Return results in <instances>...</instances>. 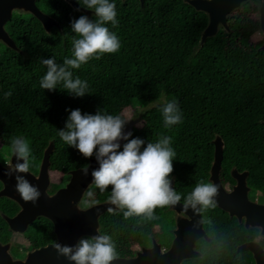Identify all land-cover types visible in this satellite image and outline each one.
I'll return each mask as SVG.
<instances>
[{"label": "trees", "instance_id": "trees-1", "mask_svg": "<svg viewBox=\"0 0 264 264\" xmlns=\"http://www.w3.org/2000/svg\"><path fill=\"white\" fill-rule=\"evenodd\" d=\"M111 2L116 4L118 24L105 26L119 37L121 47L117 53L72 70L74 78L88 84L83 97L69 94L62 84L54 91L40 88L47 71L41 60L55 57L62 64L65 57H72L75 34L70 25L85 15L83 12L64 0H35L58 27L52 25L46 31L32 14L22 12L6 21L4 28L16 49L0 42V160H4L13 137L23 138L31 149L30 171L35 173L42 151L52 139L49 170L63 177L48 189L52 192L66 182L69 170L85 166L89 159L57 134L65 127L70 110L91 114L100 110L124 118L122 111L130 107L139 109L142 122L131 128L130 139L139 137L146 146L164 136L172 138L176 153L172 186L182 198L196 183L207 182L215 134L224 144L219 175L231 182V167L246 170L249 190L264 192V50L258 48L261 42L250 40L259 29L253 15L257 0L241 3L226 16L229 30L220 28L201 44L206 15L182 0ZM88 17L96 19L93 10ZM172 99L178 102L182 123L165 128L161 107ZM89 191L94 193V201L109 199L111 193L110 188L101 192L94 184ZM165 207H157L151 219H125L119 210L114 214L105 211L98 217L99 232L111 235L117 253L122 254L125 245L139 241L160 221ZM16 209L12 200L0 196V242H7L13 234L1 214L12 216ZM223 215L216 206L206 208L211 240L202 248V261L253 264L249 252H235L233 245L257 237V229H245L233 220V230L224 236L221 224L232 220ZM22 237L34 248L55 240L51 222L42 216L27 225Z\"/></svg>", "mask_w": 264, "mask_h": 264}, {"label": "clouds", "instance_id": "clouds-1", "mask_svg": "<svg viewBox=\"0 0 264 264\" xmlns=\"http://www.w3.org/2000/svg\"><path fill=\"white\" fill-rule=\"evenodd\" d=\"M86 9L93 10L96 19L81 15L71 21L72 57H65L63 63H57L55 57L42 59L47 71L40 80V88L49 91L62 84L69 94L83 97L88 93V84L78 76L73 77V69H79L92 59L105 54H114L120 50L119 37L105 25L116 26L117 9L111 0H77ZM11 92L6 96H10ZM164 127L182 123V113L176 99L164 103L161 107ZM131 119L120 115L104 114L98 110L95 114L82 113L80 109L70 110L65 127L58 129L60 139L85 158L95 157L99 167L91 171L92 183L101 192L111 189L109 213L116 210L128 219L133 216L153 218L157 207L175 205L181 200V194L172 186L171 173L176 153L171 147L170 136L161 137L157 142H147L139 137L131 138V132H125V126ZM126 141L122 150L120 141ZM12 160L6 161L9 177L15 174V190L25 202L33 204L41 193L24 175L29 173L31 149L28 142L20 137L11 139ZM15 157V163H13ZM23 161V162H21ZM89 174L88 167L81 169ZM217 186L201 180L184 197L185 207L196 209L214 207L213 197ZM92 191L87 192L89 198ZM58 254L75 264H110L118 255L111 235L103 234L90 238H81L74 246L62 245L58 241L52 245Z\"/></svg>", "mask_w": 264, "mask_h": 264}, {"label": "water", "instance_id": "water-1", "mask_svg": "<svg viewBox=\"0 0 264 264\" xmlns=\"http://www.w3.org/2000/svg\"><path fill=\"white\" fill-rule=\"evenodd\" d=\"M72 8L83 12L89 16L92 10L80 7L75 0H64ZM142 2V0H139ZM197 11H201L206 15V24L201 30L199 43L214 35L220 28L229 30L227 27L226 16L240 6L245 0H182ZM258 25L263 33V42L258 47L264 50V0H258ZM13 9L18 12L32 14L44 30L48 31L52 25L58 27L57 22L53 17L42 12L36 5L35 0H0V42L9 48L16 49L13 40L8 35L4 28L6 21L11 17ZM140 118V114L138 115ZM134 119H131L125 126V132H130L134 125ZM123 140L120 141L122 144ZM213 145L212 159L208 168L207 181L213 182L217 186V193L213 197L215 206L228 215L237 217L238 221L243 218L245 227H257L258 233L264 235V203H257L247 199L246 185L247 171H238L235 167H231L229 175L234 179L231 189L224 190L220 178L218 176L221 168L220 161L222 157L223 141L219 135L215 134L211 139ZM53 150V140L50 139L44 147L39 161L36 173L29 170V173H20L30 181L34 186L38 187L41 195L35 204L25 202L20 194L15 190V174L9 177L5 173L7 168L0 166V196H4L12 200L18 206V210L12 215L7 216L1 214V217L7 223L8 229L11 232L23 233L27 225L36 217L42 216L48 219L52 224V231L55 235L54 242L47 243L37 248L26 252L23 259L10 261L4 248H7L9 241L0 243V264H75L66 257L58 254L52 246L55 242L62 245L74 246L83 236L94 237L103 235L99 232L98 217L103 212L108 211L109 207H114L110 204L109 199L97 201L86 208L80 209L77 202L80 200L84 190L92 182L91 171L99 167L95 157L88 159V162L83 167H78L69 170L66 182L56 188L52 192H48L49 184V154ZM12 160V152L9 161ZM13 157V163H15ZM23 162V161H21ZM88 167L89 174L85 176L81 169ZM172 184H173V177ZM199 204L194 209L195 229L194 239L205 236L201 227V215L199 212ZM169 207H176L169 205ZM183 209L185 204L180 205ZM191 207V206H188ZM175 248V246L172 244ZM238 250H248L253 258V264H264V246L254 242L247 241L240 244ZM174 249L168 251L173 252ZM195 253V256H199ZM132 259H124L115 257L110 264H130ZM136 260V259H134Z\"/></svg>", "mask_w": 264, "mask_h": 264}, {"label": "flooded vegetation", "instance_id": "flooded-vegetation-1", "mask_svg": "<svg viewBox=\"0 0 264 264\" xmlns=\"http://www.w3.org/2000/svg\"><path fill=\"white\" fill-rule=\"evenodd\" d=\"M219 173L218 176L220 178L224 190H230L232 184L234 183V179L229 175L231 179L230 182L224 177H221ZM254 192L256 191H247L248 200L252 201L253 199H255L252 196ZM260 194L264 195V192H260ZM256 201L258 202L259 200L256 199ZM183 204L184 198H181V200L177 204H175L176 207L166 206L164 208V213L162 214L160 221L152 224L146 235L141 237L139 241H133L125 245V248L121 250L122 254H118L116 257L132 259L130 261V264H206L204 263V261H202V248L211 240V235L209 231V228H211V226L208 220L205 218L206 208H203L201 205L199 206V212L201 215V227L205 236H201L195 240L194 209L192 207H187L183 209L182 207H180V205ZM221 211L224 213V217L227 216L228 220H232L228 221V223L230 224L226 225L225 223V226L223 225V223L221 224V227L223 228L221 233L224 236L228 235L229 233H231V230H233V220L245 229H257V237L255 236L253 238H247L245 240L238 241L233 245V250L235 252H249L248 250H238L237 248L240 244L247 241H254L260 244L259 240L264 239L260 238V234L258 233L257 227H245L243 224V218L238 221L237 217H230L227 212L223 210ZM220 218L223 219V217ZM11 238L12 235L9 236L8 241H10ZM0 243L3 244L6 242ZM172 244L175 246V248L172 246ZM27 246L29 248L25 249L24 252L22 251V253H13V256L15 258H22L28 250L34 249V247H31L29 245ZM261 246H264V244H261ZM171 249H174V251L168 253V251H170ZM195 253H199L200 255L195 256ZM249 254L251 255L250 252Z\"/></svg>", "mask_w": 264, "mask_h": 264}, {"label": "rangeland", "instance_id": "rangeland-1", "mask_svg": "<svg viewBox=\"0 0 264 264\" xmlns=\"http://www.w3.org/2000/svg\"><path fill=\"white\" fill-rule=\"evenodd\" d=\"M258 6H259V2L257 0L256 2V8H255V13H253V15L257 16L258 18ZM238 8V7H237ZM18 10L17 9H13L12 14L17 13ZM11 14V15H12ZM250 40L253 42H261L260 45L263 42V33L260 29H258V31L254 32L251 36H250ZM137 110L139 109H135L134 108H124V110L122 111V114L124 116L125 119H134V125L135 126H140L141 125V119L138 118L139 113L137 112ZM0 150H1V143H0ZM11 154V147H9L6 151H5V158L3 161L0 160V166L2 168H7L5 162L9 161V157ZM63 177L62 174L56 171H49V177H48V187L47 190L52 186V184H57L60 181H62ZM93 185V183H91L90 185H88V187L84 190L80 200L77 202V206L80 209L86 208L89 205L95 203L96 201H94L92 198H89L88 196H86L87 191H89V189L91 188V186ZM252 196L255 198L252 201L253 202H257L256 199H258L259 201L257 203H264V195L260 194V192H254L252 194ZM12 238L10 239V243L8 245L7 248H4V252L7 253L8 255V259L12 262L17 261V260H21L25 257L22 258H15L13 256V253H22V251L24 252L25 249L29 248L28 242L22 237L21 233L18 232H12ZM260 238L263 239L264 235H260ZM264 240V239H263ZM30 251V250H28Z\"/></svg>", "mask_w": 264, "mask_h": 264}]
</instances>
